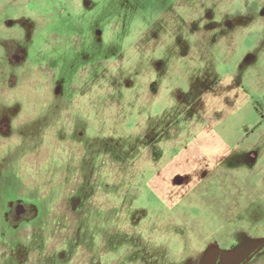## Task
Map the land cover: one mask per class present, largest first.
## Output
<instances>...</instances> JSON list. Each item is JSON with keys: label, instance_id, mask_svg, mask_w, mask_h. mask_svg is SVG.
<instances>
[{"label": "rangeland", "instance_id": "1", "mask_svg": "<svg viewBox=\"0 0 264 264\" xmlns=\"http://www.w3.org/2000/svg\"><path fill=\"white\" fill-rule=\"evenodd\" d=\"M3 122L0 264H264V0H0Z\"/></svg>", "mask_w": 264, "mask_h": 264}, {"label": "flooded vegetation", "instance_id": "2", "mask_svg": "<svg viewBox=\"0 0 264 264\" xmlns=\"http://www.w3.org/2000/svg\"><path fill=\"white\" fill-rule=\"evenodd\" d=\"M28 22L33 23L30 20H23L11 23L14 31L17 32V36L11 40H8L7 45H3L4 57L7 64L12 69H19L26 60V48L30 43L31 33L26 31V25ZM21 25V26H20ZM20 26V27H18ZM18 29H21L19 32ZM1 133H6V123L0 124ZM36 216V209L26 202H11L7 205L3 223L7 229H16L22 225L28 224Z\"/></svg>", "mask_w": 264, "mask_h": 264}, {"label": "water", "instance_id": "3", "mask_svg": "<svg viewBox=\"0 0 264 264\" xmlns=\"http://www.w3.org/2000/svg\"><path fill=\"white\" fill-rule=\"evenodd\" d=\"M17 203H19L20 201H16Z\"/></svg>", "mask_w": 264, "mask_h": 264}]
</instances>
